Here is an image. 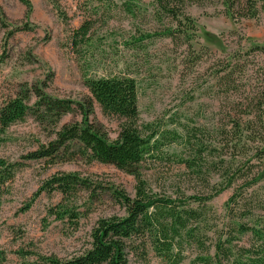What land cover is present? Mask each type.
Here are the masks:
<instances>
[{"label":"rangeland","instance_id":"1","mask_svg":"<svg viewBox=\"0 0 264 264\" xmlns=\"http://www.w3.org/2000/svg\"><path fill=\"white\" fill-rule=\"evenodd\" d=\"M19 1L0 0V106L24 90L30 92L27 104L33 105L31 88L38 87L80 107L55 121L41 120L28 112L1 134L0 159L18 165L14 177L0 187V264H47L44 258L48 256L65 260L81 254L90 247L98 219L125 214L118 193L134 195L136 180L132 174L89 160L72 144L53 157L25 158L29 152L47 146L63 125L85 122L109 140L116 138L123 120L102 113L83 83V65L90 76L134 78L139 122L167 129H179V123L197 127L198 137L210 147L207 161H225L217 163L216 172L198 176L176 161L189 151L170 145L159 158H147L136 166L139 176L156 194L200 210L197 223H207V243L218 236V222L253 223L264 216L259 207L247 212L250 204L264 205V155L263 165L250 166H257L255 146L264 149V142L228 147L219 144L226 139L222 131L231 126L227 113L235 112L230 109L234 105L231 102L240 100V91L264 97V51L254 50L264 47L263 3H258L256 17L233 19L225 14L220 0H185L184 12L195 27L192 32L185 28L186 20L178 23L157 13L154 0H131L130 10L124 0H29L28 8ZM86 21L91 24V45L73 49L72 31ZM168 27L180 31L175 40L157 36ZM226 61L240 65L236 70L242 68L235 73L245 85L239 91H228L218 78ZM240 167L242 178L203 199L224 185L226 171ZM68 173L86 180L88 186L66 195L44 186L50 177ZM245 175L255 176L254 182L244 184ZM239 192L244 199L237 200L235 206L230 199ZM243 200L247 204H242ZM65 210L75 216L70 217ZM232 215L236 218L231 220ZM184 249L186 263L195 251ZM130 262L135 263L134 258ZM147 264L166 262L148 248Z\"/></svg>","mask_w":264,"mask_h":264},{"label":"trees","instance_id":"2","mask_svg":"<svg viewBox=\"0 0 264 264\" xmlns=\"http://www.w3.org/2000/svg\"><path fill=\"white\" fill-rule=\"evenodd\" d=\"M220 1L225 8V14L233 19L256 17L259 11L258 3L264 4V0ZM19 2L27 8L30 6L29 0ZM124 2L130 10L131 0H124ZM154 2L157 6V13L170 17L178 23L181 19L186 20L188 25L185 28L192 32L195 30L192 19L184 12L185 0H154ZM90 28V22L86 21L72 31L70 43L73 49L77 46L82 48L91 45ZM179 32V30L168 27L157 33V36L175 40ZM259 49L264 51V47L254 48V50ZM239 66L237 63L226 61L220 71L222 74L218 78L223 80L228 91H239L245 86L239 82L238 76L235 77V73L242 69H235ZM87 71V66L83 65L81 67L83 83L102 113L123 120L116 138L109 140L101 131L85 122L63 125L55 131V138L47 146L29 152L25 158L53 157L60 149L67 150L72 144L79 155L89 160L95 159L101 163L112 164L121 171L132 174L136 180L134 195L118 193L117 198L125 214L98 219L91 232L88 249L65 260L48 256L44 258L46 263L147 264V249L150 248L154 255L166 264H264L263 215L257 217L253 223L218 222V225L220 224L217 231L218 236L214 242L207 243L208 237L205 234L207 223H197L201 218L200 210L185 207L184 203L156 194L137 172V164L147 158H159L162 150L170 145H179L184 151H189L185 156H178L176 161L196 175L216 172L217 163L223 164L225 161L223 159L207 161L206 153L209 152L210 147L204 145L202 139L198 137L200 130L183 123H179V129L177 127L167 129L156 123L139 122L138 90L134 78L125 75L90 76ZM240 92H242L240 100L236 103L231 102L234 105L230 109L235 112L228 110L227 113L231 126L227 132L222 131L226 136V139L219 143L222 147H228L229 144L244 146L249 141L257 144L264 142V97L257 93L253 95L251 91L242 90ZM31 94L35 96L33 105L27 104L30 99L28 90L21 91L1 104L0 142L1 134L11 122L22 119L28 112H32L41 120H46V118L52 120L53 118L55 121L61 115L74 110L75 106L80 107L78 103H73L68 99L50 96L38 87L31 88ZM244 104V108L241 109ZM245 114L246 116L243 117ZM173 119L174 116L170 121L173 122ZM255 150L254 158H256L257 166L251 164L252 167L261 165L264 155L262 147L256 145ZM17 165V163H8L0 159V187L14 177ZM233 171L240 173H232ZM246 172L250 173L249 170ZM243 176L241 167L231 169V171L229 169L223 176L224 185L214 189L213 194L203 199L211 198ZM254 178L255 176L248 178L245 175L243 183L250 185L254 182ZM207 180L206 177L204 182L207 183ZM86 185V180L71 173L54 175L44 184L47 189H56L63 195ZM242 192L232 195L230 203L236 206L237 200L244 199ZM193 198L202 200V198ZM242 204L247 203L243 200ZM250 205L251 207H247V212L258 207L259 210H264L263 204ZM229 209L231 212L232 208ZM63 212L68 213L70 217L75 216L70 211ZM235 218L236 215L231 216V220ZM243 236L246 237L245 242L241 241ZM186 247L192 248L195 256L185 263L183 260L186 258L184 255ZM131 258H134L135 263L130 262ZM2 260L3 255L0 251V262Z\"/></svg>","mask_w":264,"mask_h":264}]
</instances>
